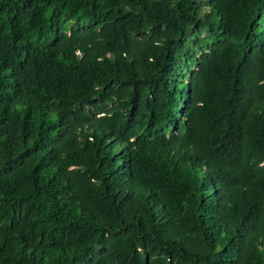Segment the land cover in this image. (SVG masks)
<instances>
[{
  "label": "trees",
  "instance_id": "16d2710c",
  "mask_svg": "<svg viewBox=\"0 0 264 264\" xmlns=\"http://www.w3.org/2000/svg\"><path fill=\"white\" fill-rule=\"evenodd\" d=\"M0 264H264V0H0Z\"/></svg>",
  "mask_w": 264,
  "mask_h": 264
},
{
  "label": "rangeland",
  "instance_id": "374dc122",
  "mask_svg": "<svg viewBox=\"0 0 264 264\" xmlns=\"http://www.w3.org/2000/svg\"><path fill=\"white\" fill-rule=\"evenodd\" d=\"M206 34V32H201L199 35H198V37H202L203 35H205Z\"/></svg>",
  "mask_w": 264,
  "mask_h": 264
}]
</instances>
